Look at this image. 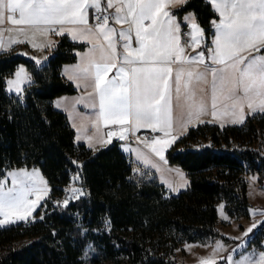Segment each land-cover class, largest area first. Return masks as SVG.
Listing matches in <instances>:
<instances>
[{
	"label": "trees",
	"instance_id": "1",
	"mask_svg": "<svg viewBox=\"0 0 264 264\" xmlns=\"http://www.w3.org/2000/svg\"><path fill=\"white\" fill-rule=\"evenodd\" d=\"M187 13L210 45L216 9L187 0L175 14ZM86 47L63 35L43 66L0 52V179L12 169L38 168L49 188L42 218L41 210L34 222L0 228V264H177L184 244L228 241L219 231L218 205L232 219H248L249 188L264 187V114L242 125L189 128L166 159L190 185L170 195L118 142L97 152L77 143L67 114L54 107L78 93L61 71ZM21 65L32 82L21 95L9 94L7 80ZM75 176L82 192L67 206L57 203ZM263 242L264 221L248 248L262 250Z\"/></svg>",
	"mask_w": 264,
	"mask_h": 264
},
{
	"label": "snow or ice",
	"instance_id": "2",
	"mask_svg": "<svg viewBox=\"0 0 264 264\" xmlns=\"http://www.w3.org/2000/svg\"><path fill=\"white\" fill-rule=\"evenodd\" d=\"M167 2L107 0V7L115 8L114 19L129 25L127 31H119V36L123 38L122 53L117 49L116 29L109 24L110 15L103 9L100 0H0V21L7 14V19L13 24L31 25L34 31H40L42 25H60L59 31L64 32V25L68 24L73 26L67 30L74 39L92 41L87 59L78 69V74L94 79V91L99 97L97 120L121 125V134L134 128H149L153 132L159 129L165 136L157 135L150 145L157 155L162 156L163 147L175 139L174 136L166 138L173 123L170 103L172 62H181L175 77L179 92L185 75L189 78L193 76L187 62L205 60L204 51L192 56L185 54L178 35L180 25L166 9ZM211 2L220 16L211 41L214 47L208 49L212 61V65L207 66L212 75L211 115H230L232 122L242 121L245 103L253 111L256 107L264 111V54L259 51L264 49V0ZM90 5L97 10L94 26L88 20ZM17 12L19 18L14 15ZM186 20L192 29V47H198L204 41V30L191 17H186ZM133 30L138 42L135 47L131 35ZM253 52L256 55H251ZM113 69L115 73L109 77ZM15 75L17 80L8 83L15 84L19 92L21 72L18 70ZM206 75V71L195 73L197 79H205ZM241 88L242 95L238 91ZM218 96L227 102L230 112L218 113ZM205 110L203 102L193 105L189 119L182 126L199 119ZM125 124L127 128L123 127ZM42 183L35 170L32 173L21 170V174H13V187L0 183V213L5 217L9 213L21 218L29 215L41 193L46 194V189L40 187ZM71 192L72 198H75L82 189L73 188ZM32 193L37 199H29ZM63 204L67 206L69 200L65 199ZM2 223L4 220H0ZM258 255V260L246 257L240 264H264V251ZM231 259V256L226 258L227 261ZM203 264H214V261L205 259Z\"/></svg>",
	"mask_w": 264,
	"mask_h": 264
},
{
	"label": "rangeland",
	"instance_id": "3",
	"mask_svg": "<svg viewBox=\"0 0 264 264\" xmlns=\"http://www.w3.org/2000/svg\"><path fill=\"white\" fill-rule=\"evenodd\" d=\"M187 0H168L166 3V9L169 11V13L175 18V20L179 23V25H182V21L177 14H175V9L179 8L183 4L186 3ZM101 5L103 6V9L107 10L108 12H111L110 18H109V24L114 27L115 29H118L120 23H118L114 19L115 14V8H108L107 7V0H100ZM92 9H95L94 6H89V11ZM113 9V11H111ZM173 11V13L171 12ZM219 15V14H218ZM89 16V15H88ZM186 17H191L197 24L195 15L193 13H187L184 15V22L189 25L190 22L186 20ZM220 19V16H219ZM219 21V20H218ZM217 21V22H218ZM147 22V21H145ZM26 24H13L10 20L7 19V14L5 15L4 19L0 21V52H6V51H14L17 55L22 56L27 59H35L37 61L44 62L46 64L47 59H43L45 55L44 47L46 45L45 36L50 35V33L54 30H57L58 33L59 28L53 27L49 29V27H45L44 25L40 26V31H34L33 26L26 25ZM215 29V25L213 26ZM20 29H24L23 32L20 31ZM191 29V27H190ZM192 32V29H191ZM190 32V33H191ZM57 34V33H56ZM117 34V32H116ZM60 36L59 34H57ZM204 35V41L196 47L199 51L205 52V57L207 56L208 52V43ZM58 36H55L53 39H58ZM192 41V36H191ZM204 43V44H203ZM39 45L34 47L33 45ZM203 44V45H202ZM182 45V44H181ZM183 46V45H182ZM191 46L188 48L184 46V49H190ZM263 49H260V53H262ZM251 55H256L255 52L251 53ZM205 63L208 61L205 60ZM220 67V65H219ZM21 72V81H20V91H16L15 84H9L8 81H15L17 80V77L15 73L17 71ZM14 75L7 80V90L10 93L20 94L23 93V89L31 84V76L28 72L27 68L23 65L19 66L16 70ZM211 83L209 84L208 88L210 89ZM211 90V89H210ZM239 93L242 95L243 90L238 89ZM68 97V96H63ZM58 98L54 101V107L58 110H65V112L68 114L70 120H73L74 112H72L69 109V105L66 102V98ZM222 104H227L221 97ZM230 106L228 108L222 106V109L219 110L218 113L228 111L230 112L231 109ZM94 115V113H84V116L86 119H83L80 121L79 127H77L78 137L77 140L84 139L86 140V132L88 130V127L90 126V123H93L95 126L96 133L93 135L94 137L90 138L95 141V138H97V135L100 139H98V143H101V141L104 139L105 135L103 134V129L101 128L102 125H104L103 120H91L89 116ZM264 114V111H261L259 107H256L255 111H253L251 108L248 107L247 103L244 105V119L242 121L232 122V118L230 115H218L219 116V122H221V126H227V125H242L246 118L248 116H255V115H262ZM197 124L194 123L192 125L195 127ZM183 129L181 130L178 125L173 126L171 131L168 133V136L166 138H170L172 136L175 137L174 140H171V142L163 147V155H157L153 150L152 146L150 145V141H142V145H135L131 144L128 148H125V152H133V159L135 163H137L141 168L143 173H149L156 175L155 178L158 179V181L163 184L168 191L170 195H178L179 193L186 191L190 185L188 177L185 175L184 172H182L179 169L173 168L167 164L166 159V153L167 151L174 146V144L188 131V127L182 126ZM178 129H180L178 131ZM114 130V129H113ZM99 132V133H98ZM141 132V131H140ZM140 132H132L134 134H139ZM151 132V131H150ZM159 134V136H165L164 133L156 132ZM156 147H159L157 145ZM127 154V153H126ZM21 170H27V172L32 173L34 170L37 174V177L43 181L42 184H40L41 189H48V183L47 180L42 175L40 169L38 168H19V169H12L6 172V176L0 181L5 187H13L12 184V175L13 174H21ZM153 178V177H151ZM79 182L78 177L73 178V183L69 187V189L76 188L74 184H77ZM249 188V199L250 203L252 205V208L250 210V216L248 219H232L228 216V214L225 211L224 204L218 205V215H219V231L223 237L228 239V241L224 240H216L209 244H201V243H191V244H184L179 251L176 254L177 258V264H203V261L205 259H212L214 261V264H240L241 260L245 259L246 257H251L253 260L259 259V252L264 251V242L262 243V250H259L255 247L248 248L249 245L252 243L253 239L256 237V235L259 233V227L262 224V221H264V187L259 186L255 183L252 184ZM16 187H19V185H16ZM49 195L44 192L41 193V196L38 199V203L36 206L32 209L31 213L27 215L26 217L20 219V221H31L34 222L37 220L36 214L40 212L43 208L42 206L46 204V201L48 199ZM30 200L37 199L35 193L30 194L29 196ZM65 199H61L57 203L63 204V201ZM42 208V209H41ZM1 214L2 220H4V223L0 224V228H5L10 226L12 223L17 222L13 221L14 215L11 213L8 214L7 217L4 216L3 213ZM43 217V210L41 211L38 218ZM21 218V217H20ZM248 229H251V231H248ZM222 245V247H220ZM231 256V261H227L226 258Z\"/></svg>",
	"mask_w": 264,
	"mask_h": 264
},
{
	"label": "crops",
	"instance_id": "4",
	"mask_svg": "<svg viewBox=\"0 0 264 264\" xmlns=\"http://www.w3.org/2000/svg\"><path fill=\"white\" fill-rule=\"evenodd\" d=\"M207 1L212 4L211 0H207ZM182 6H184V4ZM182 6H180L179 8H176L175 10L180 9ZM213 7L215 8L214 5H213ZM175 10H173V11H175ZM95 11H97V10L91 8V10L89 11V14H88L89 15L88 16L89 24L92 26H94L92 24V21H93L92 16H93V13ZM111 11H113V9H111ZM173 11L171 10L172 13H173ZM217 13H218V11H217ZM108 14L110 15L111 12H108ZM14 15L17 18H19L18 12L15 13ZM180 19L182 21V25L180 26L178 35L180 37V43H181L182 29L186 23L184 22V16L180 17ZM145 23H150V21H147ZM22 26H26V25H22ZM44 26L49 27V29H51L53 27H57V28L61 27L60 25H44ZM64 27L66 29L64 32L58 33L57 30H54V31H57V34H59L60 36L55 34L54 31H52L50 33V35L45 36L46 41H45L44 45H46V46L44 47V49H46L45 50L46 56L43 59L48 58L52 49L58 43L59 38L63 35L68 36L73 43L87 45V47L83 51L78 53L76 62L69 64V65H65L61 71L62 75L67 80H69L76 87V89L78 91V93L76 95L63 97V98H66L65 100L69 105V109L72 112H74L73 120H70V118H69L68 114L65 112V110H62L63 112H65L67 114V116L70 120L71 126L76 133V141H77V143L86 146L88 149L92 150L93 152H97L98 150L106 148L107 146L111 145L114 142H118L120 144V148H121L122 152L124 153L125 148H128L130 146V143L134 144V143L128 141V135H129L130 131H132L134 133L140 132V131H151V132H153V131L149 128H139V129L134 128L130 131H127V132L121 134L119 132V129L122 127L121 125L112 124V123L106 124L103 121L104 125H102L101 128L103 129V134L105 135V137L101 141V143L96 144V143H98V139H100L98 137V135H97V138H95V141L90 139L91 137L93 138L94 137L93 135L96 133L95 126L93 123H90V126L88 127V130L86 132V140H84V139L77 140V137H78L77 127H79L80 121H82L83 119H86V117L84 116V113H94V115L91 114L92 116H89V118H91L92 121L97 118V113L99 112V97H98V93L94 91V79L91 77H84L83 75L78 74V69L84 63V61L87 59L92 41L83 40V39H79V38L74 39L72 33L67 30L68 28L73 27V26L65 24ZM117 28L118 29H116L117 34L115 36V39L118 41V43H117L118 52L122 53L123 52V49H122L123 38L119 36V31L121 29H124L125 31H127L129 28V25L127 23H123V24L120 23ZM214 34H215V29H214ZM131 35L133 38V40H132L133 46L134 47L138 46V42L135 39L134 30L132 31ZM55 36H58V39H53ZM213 37H214V35H213ZM213 37H212L211 41L213 40ZM212 47H214V45L210 42V45H208L207 48L209 49ZM184 50H185V54L188 56L195 55L196 53L199 52V50H197L196 47H192L190 49H184ZM31 60L34 61L39 66H43L45 64L44 62L37 61L33 58H31ZM205 60H207L208 62L205 63L204 62ZM205 60L203 62H201V61H189V62H187V66L190 67L193 71V76L191 78H189V77H187V75H185V77L181 81L179 92H177V90H176L175 77H176L177 67L181 62L175 61V60H173V62H172L173 72H172V76H171V80H170V83L172 84L171 93H170V103H171L172 118H173L172 127L178 125L179 128L182 130L183 129L182 124H184L189 119V111L192 109L193 105L199 104L201 102H203L206 106L205 112L199 116V119H194L191 123H187L186 126H184V127H188V128L190 127L191 128V127H193L192 125H194V123H196L197 125L204 124V123L221 125V122H219V116H212L211 115V112H212V75H211L210 68H207V66L212 65V61L210 60L209 52H207V56L205 57ZM213 66L219 67V65H213ZM203 71L207 72L206 78L205 79H197L195 76V73L196 72H203ZM114 73H115V69H113V71L109 73V77H111ZM210 83H211V87H210L211 90L208 88ZM8 93L9 94H15V93H10V92H8ZM21 94L22 93L15 94V95H21ZM220 99H221V97L218 96L217 97V104H216V110L218 112H219V110L222 109V106H224V105L226 108L229 107L228 104H225V103L222 104ZM92 105H95V106L93 107ZM123 127L127 128L128 125L125 124V125H123ZM180 129H178V131ZM156 132H159V129H157L155 131V133ZM110 133H112V135H109ZM124 154L129 156L131 159H133V157H132L133 152H131V150H129V152H125ZM2 179H0V181ZM46 193L49 195V188L46 189ZM13 219H15L13 221H17V222L12 223L11 225L17 224L20 222H26V221H20V219H22V218H20V216H14ZM0 220H2L1 214H0Z\"/></svg>",
	"mask_w": 264,
	"mask_h": 264
},
{
	"label": "built area",
	"instance_id": "5",
	"mask_svg": "<svg viewBox=\"0 0 264 264\" xmlns=\"http://www.w3.org/2000/svg\"><path fill=\"white\" fill-rule=\"evenodd\" d=\"M97 14V11H95L93 13V21H92V24L95 25V15ZM101 14H103L101 12ZM191 29L189 27V25L185 24L183 26V29H182V33H181V43L183 46H186V47H190L191 46ZM54 33L56 34L57 31H54ZM158 135V133H155V132H150V131H141L139 134H134L132 133V131L129 132V135H128V141L129 142H132L136 145H142V141H151L153 139H155V137ZM139 138V139H138ZM143 146V145H142ZM64 193H65V199H68L69 202L72 201V200H75L78 195L75 197V198H72V192H71V189H69V187L67 189H64Z\"/></svg>",
	"mask_w": 264,
	"mask_h": 264
}]
</instances>
